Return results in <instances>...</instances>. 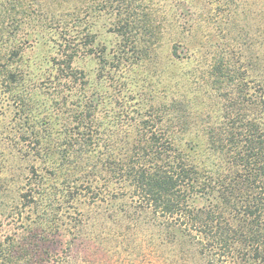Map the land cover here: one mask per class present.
Returning a JSON list of instances; mask_svg holds the SVG:
<instances>
[{
    "label": "rangeland",
    "instance_id": "374dc122",
    "mask_svg": "<svg viewBox=\"0 0 264 264\" xmlns=\"http://www.w3.org/2000/svg\"><path fill=\"white\" fill-rule=\"evenodd\" d=\"M105 2L0 0V243L37 230L46 239L37 251L48 246L59 256L42 264H130L117 254L121 231L109 217L112 203L128 200L110 198L103 153L111 140L117 149L124 143L134 120L162 115L177 148L203 164V127L176 130L169 106L180 101L191 117L201 111L221 121L224 94L209 73L219 56L235 81L245 70L249 90L264 93V0H143L139 13L149 12L156 38L146 36L138 47L147 53L117 67L119 16ZM65 39L89 43L73 59L71 80L58 70ZM86 108L97 134L84 151L71 136ZM87 185L100 194L94 203ZM29 187L36 201L24 206ZM37 241L29 237L31 246Z\"/></svg>",
    "mask_w": 264,
    "mask_h": 264
},
{
    "label": "trees",
    "instance_id": "16d2710c",
    "mask_svg": "<svg viewBox=\"0 0 264 264\" xmlns=\"http://www.w3.org/2000/svg\"><path fill=\"white\" fill-rule=\"evenodd\" d=\"M105 1L100 6L109 3L119 16L113 32L120 43L112 66L130 57L140 59L148 48L138 47L139 42L149 34L156 38L149 12L139 13L143 0ZM64 41L58 70L71 80L73 59L89 43ZM228 65L219 56L209 71L224 94L221 121L201 111L191 117L180 101L168 109L171 116L166 121L176 130L186 133L192 124L203 127L208 146L203 164L191 161L177 148L174 132L166 129L162 115L156 122L152 117L134 120L133 132L125 134L118 149L113 140L104 145L103 170L115 185L110 198L128 200L112 203L109 217L121 231L123 253L117 254H124L130 264H264V93L260 87L249 90L245 70L235 81V71ZM74 119L77 127L71 137L87 151L97 134L92 111L82 109ZM65 162V166L71 163ZM85 192L93 203L100 198L90 185ZM22 198L24 206L36 201L31 187ZM30 234L38 240L34 247L29 237L36 238ZM42 239L37 230L11 236V244L0 243V264H42L43 256L59 261L48 246L37 251L39 242L46 240ZM99 244L109 251L110 247Z\"/></svg>",
    "mask_w": 264,
    "mask_h": 264
}]
</instances>
